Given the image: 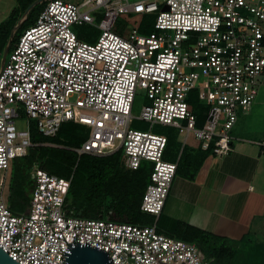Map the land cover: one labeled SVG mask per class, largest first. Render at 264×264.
Wrapping results in <instances>:
<instances>
[{
    "label": "built area",
    "instance_id": "1",
    "mask_svg": "<svg viewBox=\"0 0 264 264\" xmlns=\"http://www.w3.org/2000/svg\"><path fill=\"white\" fill-rule=\"evenodd\" d=\"M119 16L125 23L117 26ZM84 25L98 30L95 39L73 30ZM263 73L264 0H46L0 60V248L20 264H66L72 242L105 250L111 264H209L195 243L159 232L156 220L188 139L210 155L231 152V130ZM137 88L146 102L134 117ZM192 98L206 105L201 126ZM20 113L24 129L16 126ZM135 119L174 128L178 156L164 159L167 136L134 128ZM32 120L47 137L63 123L85 126L79 156L120 150L128 169L152 163L140 210L153 222L77 215L65 202L72 176L39 163L29 170L27 208L12 209L6 173L34 145Z\"/></svg>",
    "mask_w": 264,
    "mask_h": 264
},
{
    "label": "trees",
    "instance_id": "2",
    "mask_svg": "<svg viewBox=\"0 0 264 264\" xmlns=\"http://www.w3.org/2000/svg\"><path fill=\"white\" fill-rule=\"evenodd\" d=\"M15 5L10 9L6 18L0 21V57L2 51L9 52L24 29L32 25L43 7L39 0H14ZM152 17L142 19L148 24ZM142 29L150 31L145 25ZM87 39V36L85 37ZM89 38V37H88ZM90 39V38H89ZM92 40V38L90 39ZM191 108L197 115V126L204 121L206 105L195 98L190 100ZM66 126V127H65ZM30 140L34 144L25 156L13 159L8 186V204L18 211L25 210L29 201L32 180L29 170L32 165L40 166L51 174L70 177L71 182L65 198L66 204L73 208L77 215L93 218H107L134 224H150L154 217L140 210L144 190L149 183L152 163L141 161L135 170L128 169L122 162V152L117 150L104 156L82 154L77 160L73 151L65 146L79 144L85 141L88 129L74 122L63 123L55 137L42 135L35 121L29 122ZM176 134L178 132L176 131ZM167 146L163 155L166 160L167 150L171 140L167 137ZM176 142H180L176 138ZM187 151L183 147L176 172L185 171L187 178H192V169L203 155L209 154L198 147V154L189 155L185 159L182 154ZM77 160V161H76ZM73 175H72V168ZM79 171V176L76 172ZM183 238L194 241L204 258H213L212 264H221L224 258L231 260L234 241H227L210 235L204 231L195 232ZM225 249L229 251L225 252ZM222 258V259H221Z\"/></svg>",
    "mask_w": 264,
    "mask_h": 264
},
{
    "label": "crops",
    "instance_id": "3",
    "mask_svg": "<svg viewBox=\"0 0 264 264\" xmlns=\"http://www.w3.org/2000/svg\"><path fill=\"white\" fill-rule=\"evenodd\" d=\"M231 135L233 149L227 155H203L190 168L192 178L176 172L157 230L193 243L183 236L204 231L236 243L231 260L221 264H264V73L255 100L238 113ZM185 147L199 155L194 139Z\"/></svg>",
    "mask_w": 264,
    "mask_h": 264
},
{
    "label": "rangeland",
    "instance_id": "4",
    "mask_svg": "<svg viewBox=\"0 0 264 264\" xmlns=\"http://www.w3.org/2000/svg\"><path fill=\"white\" fill-rule=\"evenodd\" d=\"M46 0H39L38 3H45ZM131 1H135V0H131ZM2 5H0V18H6L10 9L15 5V1L14 0H1L0 1ZM137 18V17H135ZM1 19V20H3ZM125 23L124 17L123 16H119L118 20H117V26L119 24L123 25ZM73 30L76 32H79L81 34H84L88 37L91 38H96V36L98 35V30H96V28L91 27V26H73ZM7 51H5V49L2 51L1 53V57L0 60H4V56L6 57L7 55ZM146 102V99L143 95V91L140 88H137L135 91V95H134V99H133V103H132V114L134 117H137L140 114L141 111V107L142 105ZM25 115L23 113H20L19 118L16 121V126L18 129H24L25 128ZM132 126L134 128L137 129H141V130H148L150 129L151 132L154 133H159V134H164L165 136H167L170 140H171V144L168 147L167 150V158L174 160L179 152H180V148L181 145L176 142V138L177 140L180 138V135L176 134V130L174 128H170L168 126H164L161 124H153L151 125L150 123L144 122V121H139L137 119H135L134 123L132 124ZM66 127V126H65ZM79 147V144H70L65 146V148L67 150L73 151L74 153H76L77 155V160L79 158V155L77 154V152L75 151L76 148ZM181 154V152H180ZM190 155V153H188V151L185 150V152L182 154V158L181 160L186 157H188ZM195 155V154H192ZM76 160V161H77ZM73 170L74 167L72 168V175H73ZM1 171H0V175H1ZM79 171L76 172V176H79ZM8 175V174H7ZM8 181H10V172L8 175ZM29 197V195H28ZM5 198L8 199V186L5 187ZM24 208H27L26 206H24ZM201 253V252H200ZM209 264H212L209 261Z\"/></svg>",
    "mask_w": 264,
    "mask_h": 264
},
{
    "label": "water",
    "instance_id": "5",
    "mask_svg": "<svg viewBox=\"0 0 264 264\" xmlns=\"http://www.w3.org/2000/svg\"><path fill=\"white\" fill-rule=\"evenodd\" d=\"M5 59V56H4ZM3 61V60H2ZM67 247L62 254L66 264H111L105 250H100L88 243L72 242L66 244ZM0 264H20L9 257L0 248Z\"/></svg>",
    "mask_w": 264,
    "mask_h": 264
}]
</instances>
